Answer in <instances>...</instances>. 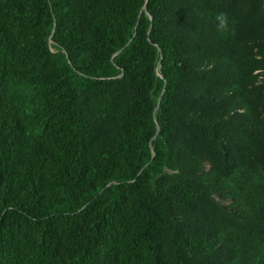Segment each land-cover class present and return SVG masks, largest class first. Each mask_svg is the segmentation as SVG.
<instances>
[{"label": "trees", "instance_id": "obj_1", "mask_svg": "<svg viewBox=\"0 0 264 264\" xmlns=\"http://www.w3.org/2000/svg\"><path fill=\"white\" fill-rule=\"evenodd\" d=\"M0 264H264V0H0Z\"/></svg>", "mask_w": 264, "mask_h": 264}, {"label": "clouds", "instance_id": "obj_2", "mask_svg": "<svg viewBox=\"0 0 264 264\" xmlns=\"http://www.w3.org/2000/svg\"><path fill=\"white\" fill-rule=\"evenodd\" d=\"M216 19H217V21H219L218 28L219 29H225L227 26V19L225 17V14L224 13L218 14Z\"/></svg>", "mask_w": 264, "mask_h": 264}]
</instances>
